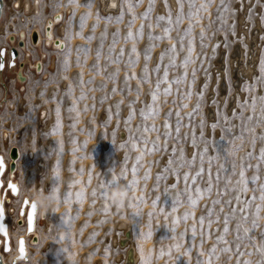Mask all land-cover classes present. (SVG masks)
I'll return each mask as SVG.
<instances>
[{"label":"rangeland","instance_id":"obj_1","mask_svg":"<svg viewBox=\"0 0 264 264\" xmlns=\"http://www.w3.org/2000/svg\"><path fill=\"white\" fill-rule=\"evenodd\" d=\"M38 1L39 10L32 12L28 21L13 10L11 0L0 18L1 49L9 44L5 31L13 35L22 26L24 32H29L35 26L41 28L52 15L64 14L54 27L55 34L59 27L64 28L61 34L64 48H46L48 46L42 44L30 49L28 41L29 51L25 47L21 58L16 59V65L23 61L29 70H32L29 64L43 61L42 71L26 69L29 78L20 83L15 78L17 66L10 67L9 58L0 71V145L2 143L6 151L16 145L21 151L14 172L18 194L10 195V198L15 197L16 211L22 198L29 197L34 187L46 190L58 186L60 189L58 213L38 217V241L28 243V259L21 263L32 264V260L37 259L38 264H70L69 254L75 253L79 264H115L117 247L113 235L118 232V220L125 219L132 226L136 241L149 231L154 234L151 253L139 249L138 264H244L245 260L249 264H264V201L259 199V185L264 184V159H261L264 101L259 99L264 96V80L258 79L264 54V0H253L248 7L240 8L242 12L238 0H223V3L210 0L206 10L193 16L190 33L193 50L186 75L182 61L188 55L189 37L185 30L189 25V0H180L183 15L179 22L176 20L177 0L176 7L172 6V0H119V8L112 12L100 7L103 0H90L91 15H87L82 30L79 17L84 9L75 10L69 25L73 8L66 6L68 0ZM200 3L201 0H194L196 6ZM223 4H228L229 11L222 16ZM191 11L195 12L196 8ZM169 12L172 23L169 36L164 37L163 29L169 27L168 21H158L157 17L167 16ZM240 13L247 14L252 22L256 18L254 31L260 28L257 22L262 23L263 31L256 74L247 82L238 83L239 86L236 80L240 79L234 77V84L238 86L235 88L241 91V95L236 96L234 87L229 85L233 79L227 70L217 82L214 73L218 66L226 69L223 55L233 48L231 39L238 32ZM117 17H120L119 22ZM201 28L205 31L203 38ZM129 30L133 32V39L127 38ZM138 30L140 35H136ZM77 31H82V35H76ZM149 33L161 39L150 40ZM181 36H184L183 42ZM134 43L138 57L131 52ZM173 43L175 51H170ZM237 47L239 44L235 49ZM146 50L147 61L144 59ZM41 52L46 56L39 57ZM97 52L100 53L98 59ZM130 57L135 60L134 65L127 63ZM173 57L174 66L170 63ZM165 65H168L167 81L163 79ZM157 81H160V90L153 103L151 94L156 90ZM169 83L171 91L165 95L163 89ZM189 84L190 96L186 95ZM82 92L84 98H81ZM200 92L202 96H198ZM221 93L226 94L222 102L218 98ZM253 97H256L254 105ZM20 100L25 106L23 111L18 110ZM41 106L54 115L46 131L39 125ZM149 106L155 114L149 112ZM165 121L168 128L164 127ZM1 134L5 139L9 137L4 141ZM48 138L52 139V145L47 152L37 142ZM29 149L34 151L33 157L29 156ZM137 156H141L139 161ZM42 157L44 168L42 174H38L37 158ZM134 163L136 184L134 189L129 187L131 197L117 211L101 192L110 186L107 181L113 175L128 185ZM242 165L247 191L241 190ZM146 170L148 176L144 179ZM253 176L257 177L255 181ZM197 187L200 193L196 192ZM81 188L83 197L77 201L76 193ZM94 189L95 195H92ZM69 192L71 203L66 204L64 198ZM190 196L196 199L195 206L190 204ZM253 196L256 199L253 200ZM105 203L108 211H103ZM130 203L134 207H130ZM257 204L262 205L258 216L254 215ZM185 213L189 214L187 218ZM65 216L69 219L67 222ZM226 217L228 230L225 232ZM220 236L223 239L218 240ZM226 248L229 250L224 251Z\"/></svg>","mask_w":264,"mask_h":264},{"label":"bare ground","instance_id":"obj_2","mask_svg":"<svg viewBox=\"0 0 264 264\" xmlns=\"http://www.w3.org/2000/svg\"><path fill=\"white\" fill-rule=\"evenodd\" d=\"M238 1H239L238 2L239 10H240V8L243 9V7L245 5H247V7H248V5L253 0H238ZM9 2H10V0H2V9H1V14H0V18L1 19H2L3 15H4V8H5L6 4H8ZM11 3H14L13 4V10L15 12L19 11V13H21L23 17L28 18L27 21L29 20V17L33 16L32 12L33 13H37L38 10H39V1L38 0H11ZM101 5L102 6H100V5L99 6L102 7L103 10L111 11V10H114L116 7H118L119 0H103V3ZM172 6L176 7V0H172ZM164 7L165 6L163 5L161 8L164 9ZM240 11L242 12L243 10H240ZM59 13L61 15V19L60 20H62L64 14L62 12H59ZM241 14L242 13H240V15ZM52 17H53V15L51 17H49V18L52 19ZM1 19H0V22H1ZM60 20L56 21V22L53 21L52 27H51L52 28V33H51V36H50L49 39L46 37V35L44 34V31H43V27H44V24H45L46 20L44 21V24H43V26L41 28L37 27V26L33 27V28H39L40 29V31H39V39H40L39 42L40 43L37 46H33L31 44V42H30V39L27 36L26 41H25L26 49L28 50V41L30 43V47H29L30 49H33V48L37 49L42 44L46 45L45 44L46 42H48V45H46L48 47H46V48H50L51 47V48L55 49V48H57L56 46L53 45V40H55V39L61 40L64 43V41H65L64 40V36H61L62 32H64L63 26L59 27V29L57 31V34H55L56 32L54 33V27L60 22ZM247 21H249V23ZM258 21H259V19H258ZM23 22H25V21H23ZM255 22H256V18H255L254 22H252V21H250V17L247 14H242L241 15V21H240V23L238 24V27H237L238 28V32H236L235 34L233 33L234 35H233V37L231 39L232 42H233V46H232L233 48H232L231 52L228 51V52L225 53V55H223V59L226 60V64H227L226 69L222 70L218 66V67H216V71L214 73L215 74L214 75L215 76V82H217L219 77L221 78L224 74L226 75V70H227L228 76H230L233 79L232 81H229V85L234 87V91H235V95L236 96L241 95V91L240 90L237 91L236 90L237 88H235V87H238L239 85H241L242 82H247L249 79L253 78V76L256 74L255 70H256V68L258 66V64H257L258 58H259L258 57V52H259L260 46H261V37H262L263 27H262V23L261 22H257L258 25L260 26V28L258 27L259 30L255 32L254 31ZM246 24H249V25L245 28L244 26ZM11 28H12V26H11ZM20 29H22V26L18 28V30H20ZM18 30H15V33L13 34L14 36H17L16 33H18L17 32ZM22 31H24V30L22 29ZM0 32H2V30H0ZM29 32L25 31L26 35H28ZM8 34H9V31H5L4 32V35L7 36V38L9 36ZM218 41L220 42L221 40L219 39ZM8 43H9V41H8ZM238 44H239V47H237L235 49V46H238ZM9 47H10V44H8V47H6V50H9ZM17 49H18V53H19L18 58H21L20 54H21L22 50L19 49V48H17ZM40 56L41 57H45L46 54L44 52H41V53H39V57ZM7 58H9L8 55L6 56V59ZM52 59L53 58H51V60ZM216 61H218V59ZM42 62L43 61H41V63ZM218 62H220V61H218ZM42 67H43V65H42ZM26 69L29 70L27 67H25L22 70V73L25 75L26 80H27V77L29 78V73L26 71ZM29 71H33V68H32V70H29ZM41 71H42V69H41ZM12 76L14 77L13 74H12ZM235 76H238V79H240L239 82H238V80H236V85H238V83H239L238 86H236L234 84L235 83L234 80L236 79V78H234ZM11 82H13V80ZM222 87L224 88V85ZM218 88L221 90L219 82H218ZM224 96H226V94H224ZM224 96L222 95V93L218 96L220 102H222V100H224ZM24 107L25 106H23L22 100H20V102L18 104V110L19 111L20 110L23 111L25 109ZM40 109H41V111H40ZM40 109H39V111H40V118L41 119L39 120V125H40V127H42V130L46 131V130H48L51 127V125H52V123L54 121V115L51 114L50 112H46L44 107H42V106H41ZM2 133H4V132H2ZM7 137H9V135ZM7 137H6V139H7ZM1 139L4 140V141L6 140L5 136L2 135V134H1ZM27 142L28 143L30 142V138L29 137H27ZM37 143L41 144L42 147L44 148V150H46L48 152L49 149H51L52 139L48 138L45 141L39 139ZM28 145L30 146V144H28ZM12 146H16V145H12ZM16 147L19 148L18 146H16ZM6 150H7L6 148L2 147V143H1V145H0V153L4 156L5 160L7 161L8 160V155H7L8 151H6ZM18 150H19V153L21 155L20 148ZM29 151H30L29 152V156L33 157V153L32 152H34V151L32 149H29ZM37 159H38L37 163H39L38 166H40L39 167L40 170H38V174H42V168H44V160H42L43 157L42 158H37ZM6 177H7V175L5 174L4 177H3L4 182L6 180ZM14 198L15 197H11L10 198V202H11L10 205H9L10 202H7L5 204L6 219H7L8 226H9V235H10V238H11V241H12V250L10 252H8V253H2V258H3V261H4L5 264H10L12 257L16 254V239L19 236L23 235L24 231H25L24 226H20V225H18L16 223V219L18 217V213H17L18 208H17V211H16V206H14ZM38 217H39V215L37 214L36 220H35V229H34L35 233H36V222H37ZM13 223H16L18 226L14 225ZM116 226H117V231L118 232H116L113 235V238H114L113 239V243L117 247V254L114 257V263L115 264H129L128 260L126 259V251L128 250V248H131L132 249L133 264H138L139 261H140V257H141L140 254L141 253L139 251V247L135 243L136 239L134 237V231H133L132 226L125 219L118 220ZM127 230L130 232V235L125 240V243L123 245H121L119 243V241H120V239L124 238V233ZM28 239L29 238L27 237L26 238V240H27V246H26V248H27V256H28V250L30 249V246L28 245V243H29ZM21 261H19V264H22Z\"/></svg>","mask_w":264,"mask_h":264},{"label":"snow or ice","instance_id":"obj_3","mask_svg":"<svg viewBox=\"0 0 264 264\" xmlns=\"http://www.w3.org/2000/svg\"><path fill=\"white\" fill-rule=\"evenodd\" d=\"M69 2H70V3H73V2H75V0H69ZM209 2H210V0H201V3H200L198 6H196V5L194 4V0H189V8H190V11H189V13H188L189 25H188L187 29L185 30L186 34H188V37H189V38H188V49H187V51H188V55H187V56L185 57V59L182 61V65L185 67V75H186V72H187L186 65H187L188 62L191 60V53H192V50H193V48H192V38H191V35H190V33H191V29H192V23H193V21H192L191 18H192L193 16H198L200 10H202V9H203V10H206L207 5H208ZM177 3L179 4V10H178V13H177L176 20H177V22H179V20L182 18V15H183V13H182L183 4L180 3V0H177ZM222 3H223V0H222ZM80 4L83 5V7L87 8V9H90V8H91V2H90V0H83V2H82V3L80 2ZM151 6H152V5H151V3H150V5H149V10L151 9ZM166 7H167V3H166ZM193 7L196 8V11H195V12H192V11H191V9H192ZM131 8H132V5L129 4V10H130V11H131ZM228 11H229V6H228V4H223V8H222V10H221V15L223 16V14H224L225 12H228ZM74 14H75V8L72 9V14H71L70 17H69V25H71V22H72V16H74ZM144 15L147 16V15H148V11H146V12L144 13ZM86 18H87V14H86V13H82L81 16L79 17V27H80L81 30H82V28H83V26H84V23H85V21H86ZM133 18H134V14H133ZM60 19H61V17H60L59 15H57V16H56V20H60ZM119 19H120V17H117V18H116L117 22H119ZM164 19H167L168 24H169V27H165V28L163 29V36H164V37H168V36H169V32H170V25H171V23H172L171 13L169 12V14H168L167 16H158V17H157V20H158V21H159V20H164ZM262 21H264V17H262ZM149 27H151V25H150ZM142 28H143V24H141V30H142ZM75 34H76V35H82V31H77V32H75ZM140 34H141V31L138 30L137 33H136V35H140ZM68 35H69V38H70L71 33H69ZM204 35H205V31H204L203 28H201L200 36L203 38ZM49 36H51V33H49ZM127 38H129V39H133V38H134V37H133V32H132L131 30H129V32H128V34H127ZM169 38H170V37H169ZM87 39H91V37H87ZM149 39H150V40H152V39L159 40V39H161V36H155V37H154L151 33H149ZM180 39H181V41L183 42V40H184V36H181ZM57 47H58V48H63V47H64V43H63V41L59 42V43L57 44ZM149 47H151V45H149ZM213 47L215 48V46H213ZM175 48H176V45H175V43H173V44L171 45L170 51H175ZM69 51H70V49H69ZM131 52H132V53H137L135 43H134L133 46H132ZM122 53H123V49H121V54H122ZM96 55H97V59H98L100 53L97 52ZM138 55H139V54L137 53V57H138ZM2 56H3V50H0V69H2V68L4 67V63H3V60H2ZM162 57H163V53L161 54V58H162ZM148 58H149V53H148V51L146 50V51H145V56H144L145 61H147ZM77 62L79 63V54H78V56H77ZM127 63H128L129 65H134L135 60L132 59V58L130 57L129 60L127 61ZM170 63H171L173 66L175 65V59H174V57L172 58V60L170 61ZM67 64H68V57H67V54H66V55H65V60H64V65H65V67L67 66ZM156 67L159 68V64H158ZM145 68H147V64H145ZM167 68H168V65H165V71H164V74H163V79H164L165 81H167V77H168ZM194 73H195V69H193V75H194ZM132 75L135 76V73H133ZM81 77H82V73H81ZM127 78H128V77H127V74H126V79H127ZM144 79H146V77H145ZM258 79L264 80V54H262V59H261V76L258 77ZM83 82H84V81H83V79L81 78V83H83ZM176 82L179 83L180 80L178 79V80H176ZM159 84H160V81H157V87H156V90H154V91L152 92V94H151V95H152V101H153V103H155V102L157 101V99H158V92H159V90H160V89H159ZM70 88H71V85H69V89H70ZM115 90H116V89L113 88V91H115ZM170 91H171V83H169L168 86L165 87V88L163 89V92H164L165 95L169 94ZM186 95H188V96L191 95V84H189V91L186 93ZM202 95H203V92L198 93V96H202ZM81 98H84V94H83V92L81 93ZM259 99H260L261 101H264V96L259 97ZM255 101H256V97H253V105L255 104ZM184 106L186 107L187 105H184ZM196 107L198 108V107H199V104H197ZM262 107H264V105H262ZM73 108H75V103L73 104ZM149 112L152 113V114H155L154 111H153V108H152L151 106H149ZM57 114H59V106L57 107ZM141 114L144 115V112L142 111ZM191 114H192V113H188V115H191ZM177 115L179 116V112H177ZM130 116H131V113H130ZM249 119H251V117H249ZM178 123H179V121H178ZM58 124H59V120H57V125H58ZM164 127H165V128H168V127H169L167 121H165ZM213 127H215V125H213ZM54 130H55V129H54ZM147 130H148V129L145 128V131H147ZM177 131H179V128H177ZM262 138H264V136H262ZM254 139H255V138H254ZM254 139H253V142H254ZM133 146L135 147V144H133ZM151 150H152V149H149V151H151ZM141 155H142V154H141ZM249 155H251V154L249 153ZM140 159H141V156H137V157H136V160H137V161H139ZM261 159H264V148H261ZM202 170H203V169H201V171H202ZM3 171H4V162H3L2 159H0V173H2ZM136 171H137V166H136V164L134 163L133 166H132V179L128 182V186H129V187H132L133 189H134V186H135V184H136V179H137V177H136ZM173 171H175V170H173ZM55 175H57V173L54 171V176H55ZM147 176H148V170L145 171L144 179H147ZM187 176H188V174L185 173V179H187ZM114 178H115V175H113L112 178H111V180H108L107 183L111 184V183L113 182ZM159 178H160V177L157 176V179H159ZM89 179H90V177H89ZM193 179H195V176H193ZM256 179H257V177H255V176L252 177V180H253V181H255ZM73 183H80V181H73ZM240 183H241V186H242V187H241V190H242V191H247V182H246V179H245V174H244L243 165L241 166V171H240ZM101 187H104V184H102ZM8 188L11 189V191H12L13 194H16V193L18 192V186H17L15 183H12L11 181L8 183ZM259 188H260V197H259V199H260L261 201H264V184H260V185H259ZM196 192H197V193H200V189H199V187L196 188ZM71 195H72V194H71L70 192L67 193V194L65 195L64 202H65L66 204H70V203H71ZM92 195H95V189L93 190ZM101 195H102V196H105V192H101ZM82 197H83V189L81 188V189H80L79 191H77V193H76V199H77V201H79L80 199H82ZM139 199H142V197H140ZM252 199L254 200V199H256V197L253 196ZM94 202H95V201H93V203H94ZM189 202H190L191 205L195 206V204H196V199H193V198L190 196V197H189ZM215 202H216V201H214V203H215ZM24 204H25V205H28V204H29V201H28L27 199H25ZM153 204L155 205V201H153ZM129 206H130V207H134V205H132L131 203L129 204ZM245 207H247V206H245ZM261 207H262L261 204H257V205L255 206V212H254V215H256V216L259 215V212H260V208H261ZM108 210H109V209H108V205H107V203H105L104 208H103V211H108ZM21 211H22V215H23V213H24V209H22ZM35 211H36L35 202L32 201L31 204H30V209H28V210H27V213H26V215H27V230H28L29 233H31V232L33 231V226H34V214H35ZM242 212H244L245 217H247V212H246L244 209H242ZM88 214L91 215V213H88ZM188 215H189L188 213H185V218H187ZM4 220H5V213H4L3 208L0 207V233L4 234V235L6 236V235H7V231H6V226H5ZM64 220H65V222H67L69 219H68V217L65 216V217H64ZM174 223H175V221H174ZM201 223H203V218H201ZM209 223H211V221H209ZM252 224H253V226H255V220H253ZM194 230H195V229H194V227H193V231H194ZM227 230H228V227H227V217H226V218H225V228H224V231L226 232ZM244 231H245V233H247V232H248V229L246 228V229H244ZM145 234H147V235H151V231H149V232H147V233H145ZM143 235H144V234H143ZM61 239H63V234H61ZM217 239H218V240H221V239H223V236L217 237ZM5 246H6V245H5ZM214 250H215V246H213V251H214ZM223 250H224V251H227V250H229V249L226 248V249H223ZM19 254H20V256H21L22 258H25V257H26L25 243H24L23 239H21V241H20V245H19ZM244 264H249V262H248L247 260H245ZM258 264H259V262H258Z\"/></svg>","mask_w":264,"mask_h":264},{"label":"water","instance_id":"obj_4","mask_svg":"<svg viewBox=\"0 0 264 264\" xmlns=\"http://www.w3.org/2000/svg\"><path fill=\"white\" fill-rule=\"evenodd\" d=\"M1 9H2V0H0V14H1ZM60 15V13H56L53 15L52 19L48 18L46 19V22L44 24L43 27V31L44 34L46 35V37L49 39V33H52V23L53 21H59L56 20V16ZM39 28H32L29 32L28 35H26V33L24 31H19L18 33V37L14 36V35H9L8 36V41L10 44L9 50H6V48H1L0 50H3V56H2V60L3 63H5L6 61V56H7V52L9 54V66L11 67H15L16 66V59L18 57V48H20L21 50H23L25 48V41L26 38L28 36V38L30 39V42L33 46H37L40 42L39 39ZM61 42V40L55 39L53 40V45L57 47V44ZM15 44L17 45V47L15 46ZM46 45H48V42L45 43ZM58 48V47H57ZM61 49V48H58ZM24 62L20 61L17 62V70L15 71V78L21 83L25 81V75L22 73V70L24 68ZM30 68H33L36 72H40L42 69V63L40 60H37L34 64H29ZM2 69H0L1 71ZM3 84V83H2ZM121 135H123V133H121ZM8 160L6 161L4 156L0 153V159L3 160L4 162V171L2 173H0V207L3 208L4 213H5V226H6V231H7V235L5 236L4 234L0 233V264H5L2 258V253H8L12 250V241L9 235V226H8V222L6 219V209H5V204L7 202L10 201V195L11 196H16L18 194V192L16 194H13L11 189L8 188V183L11 181L12 183H15L17 186V182L16 180H14V172L16 169V161L20 156L19 150L16 146H11L8 149ZM7 175L6 180L4 182L3 177L4 175ZM25 199H27L29 201L28 205L24 204ZM31 200L24 196L20 202V206L18 209V217L16 219V223L20 226H24L25 231L24 234L19 236L16 239V254L12 257L10 264H19V261L23 260L26 261L28 259L27 256V240L26 238L28 237V242L30 244H36L38 241V236L37 234L34 232L35 229V220H36V216H37V212L35 211L34 214V226H33V231L31 233L28 232L27 230V210L30 209V204H31ZM22 209H24V213L22 215ZM130 232L127 230L124 233V238L120 239L119 243L121 245H123L125 243V240L129 237ZM21 239H23L24 243H25V251H26V257L22 258L19 254V245H20V241ZM6 245V246H5ZM126 259L128 260L129 264H133V259H132V249L128 248V250L126 251Z\"/></svg>","mask_w":264,"mask_h":264},{"label":"clouds","instance_id":"obj_5","mask_svg":"<svg viewBox=\"0 0 264 264\" xmlns=\"http://www.w3.org/2000/svg\"><path fill=\"white\" fill-rule=\"evenodd\" d=\"M71 8H75L76 11L84 9V13L91 15V9L84 8L80 4V0H75V2L70 3L68 0V5ZM94 144V143H93ZM29 198L31 201L35 202L36 212L41 217H48L49 214L58 213L60 209V189L58 186H52L46 190L42 187H34L29 193ZM131 197V190L129 186L123 182H120L115 176L113 182L106 188L105 198L112 206L115 207L117 211L122 209L127 201ZM153 233L151 235H141L139 239L135 242L139 247L140 251L143 253H151L152 251V240ZM54 239V238H53ZM70 264H79V261L75 253L69 254ZM37 259L32 260V264H38Z\"/></svg>","mask_w":264,"mask_h":264}]
</instances>
